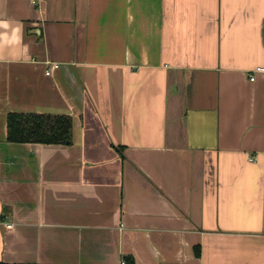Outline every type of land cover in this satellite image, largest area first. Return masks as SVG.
I'll return each instance as SVG.
<instances>
[{"label": "crops", "instance_id": "obj_1", "mask_svg": "<svg viewBox=\"0 0 264 264\" xmlns=\"http://www.w3.org/2000/svg\"><path fill=\"white\" fill-rule=\"evenodd\" d=\"M258 67L264 0H0V262L264 264Z\"/></svg>", "mask_w": 264, "mask_h": 264}, {"label": "trees", "instance_id": "obj_2", "mask_svg": "<svg viewBox=\"0 0 264 264\" xmlns=\"http://www.w3.org/2000/svg\"><path fill=\"white\" fill-rule=\"evenodd\" d=\"M7 135L8 140L12 142L71 145L73 142V118L67 114L11 112L8 114ZM0 264L34 263L0 262Z\"/></svg>", "mask_w": 264, "mask_h": 264}, {"label": "built area", "instance_id": "obj_3", "mask_svg": "<svg viewBox=\"0 0 264 264\" xmlns=\"http://www.w3.org/2000/svg\"><path fill=\"white\" fill-rule=\"evenodd\" d=\"M53 67H54V68H58L59 65H58V64H54ZM47 74H50V70H48ZM257 74H261V75L264 76V67H258V68H256V69L254 70V72H253V73L251 74V76H250L251 80H255ZM7 227H8V228H11L12 225H8Z\"/></svg>", "mask_w": 264, "mask_h": 264}]
</instances>
